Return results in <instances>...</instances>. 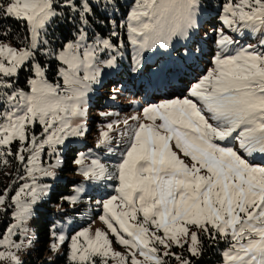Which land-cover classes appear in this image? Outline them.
Returning a JSON list of instances; mask_svg holds the SVG:
<instances>
[{"label":"snow or ice","instance_id":"snow-or-ice-1","mask_svg":"<svg viewBox=\"0 0 264 264\" xmlns=\"http://www.w3.org/2000/svg\"><path fill=\"white\" fill-rule=\"evenodd\" d=\"M112 6L113 0H0V164L14 158L18 174H27L14 195L11 185L0 194V212L13 209L15 221L0 233V264H23L19 254L34 243L28 222L50 191L39 180L55 177L59 148L85 135L89 93L122 55L120 25L113 21L109 33L94 31L107 24ZM203 11L204 0H135L123 25L136 49L132 71H141L143 53L157 48L177 52L184 63L197 61ZM57 19L76 33L59 50L48 32ZM219 21L212 28L218 50L204 74L180 96L143 107V119L133 116L101 130L96 147L111 154L117 139L111 133L122 123L118 162H88L83 153L73 158L84 180L117 185L114 195L95 202L107 231L86 227L71 236L72 264L116 258L117 264H194L206 246L221 242V264H264V165L250 159L264 155V0H225ZM21 25L23 37L17 35ZM229 30L259 39L237 46ZM9 39L12 44L4 42ZM177 41H184L183 51L174 47ZM38 56L58 62L59 80L49 81L51 60ZM24 69L27 91L19 87ZM45 149L55 164L42 163ZM75 192L64 201L79 203L84 188ZM18 232L20 243L13 239ZM51 235L50 250L58 253L65 236ZM110 236L126 254L112 249Z\"/></svg>","mask_w":264,"mask_h":264},{"label":"trees","instance_id":"trees-1","mask_svg":"<svg viewBox=\"0 0 264 264\" xmlns=\"http://www.w3.org/2000/svg\"><path fill=\"white\" fill-rule=\"evenodd\" d=\"M134 1L135 0H113V6L107 9L109 17L107 24L104 25L102 29H94V31L109 33L112 30L113 21L120 25L115 28V31L119 33L118 39L120 40L122 37L125 40L126 45H128V57L125 64L129 66V76L134 72L132 71V67L136 62L132 58V55L136 53V49L132 46L130 41L127 40V30L126 27H123V25L126 24L127 15L131 11L132 3ZM214 2H218L219 9L214 8V6L211 8L213 11L206 9L204 10L202 17L199 18V21L202 24L199 33L203 35L206 31L213 28L214 25L220 26L219 14L222 11V4L225 0L212 1V3ZM10 23L14 24V22ZM48 32L53 34L49 36V39L56 46L57 50H59L60 45L66 43L67 40L76 35L75 31H72L70 34V26L66 21H62L61 19L54 20L48 28ZM24 34V28L21 25L18 28L17 35L23 37ZM7 41H11L13 43L11 39ZM16 44H19V41H16ZM182 45L179 44L176 48H181ZM161 56L162 54H159L157 59L159 57L161 58ZM38 59L51 60L50 57L44 56H38ZM146 59L147 60L142 62V64L145 65L144 68H148V65H154L157 62L155 61L156 58L155 60L149 59V57ZM45 67H48V65H45ZM57 67H59L58 62L51 60L52 70L48 73V79L50 82H56L60 79L58 74L55 72ZM163 72L164 71H161L160 74H163ZM196 72L199 71L196 70ZM28 75L29 73L27 69L22 70L19 74V87L24 90H28V86L26 84ZM158 76L155 79H158ZM108 79L112 81L113 77ZM112 86L113 85L109 82L101 92L96 91L93 93L91 91L89 93L88 98L90 99L91 97L94 99V105L96 106L95 112L97 113V116L95 119L86 118L85 135L79 137L80 139L78 142H71L73 140L71 138L66 143V146H61L59 148L60 166L56 169L55 177H43L39 180V183L49 185L50 191L46 197L42 198V200L34 206L33 216L28 222V224L32 227L33 234L36 235L37 245L35 247V252H33L36 255L34 256L30 254L28 258H25L23 264H72V262L68 259L71 252L70 233L64 243L59 245L58 253L50 250L51 244L53 243V237L51 234L53 232L57 233V235L65 234L63 232L65 224L76 219H79L80 222L76 227H74L72 232L78 229L90 227L93 221L97 218V215L103 214L102 209L97 207L95 202L97 200L107 198L109 195L115 194L114 189L117 185L116 181H103L95 183L84 180L83 176L80 174L79 166L74 163L73 159L83 153L89 157L88 162H90L92 158H99L101 162L107 163L110 166L118 162L123 151V144L121 140L116 139L114 141V151L111 154L107 153L104 149L96 147V143L100 138L101 130H104V128L106 129V125L110 123V121H107L108 119H106L103 123L104 127H101L102 125L99 122V120H101L99 118L100 113L107 112L109 110L105 107L106 103L103 99H101V97H104L106 94H110L112 92ZM125 91L129 92V90ZM129 94L131 100H139L141 103L146 104V101L141 98V96H135L132 93ZM151 101L157 102L158 100ZM125 112L130 114L132 113V110ZM39 130H41V126L36 125L34 131L37 133ZM114 134H116V132ZM41 161L45 165L56 163L55 157L47 155V149H45V152L42 154ZM20 167L21 166L14 158H10V163L7 165L0 164V194H2L3 191L11 185L12 191L9 193L10 197L11 195H14L15 190H17L19 186L25 182L24 179L19 178L20 176L26 177V173L23 172V170H20L18 174L17 170L20 169ZM13 181L16 183L13 184ZM81 187L84 188V192L79 194V203L73 206L71 203L64 201V197L76 194L75 190ZM79 205L84 206L78 209ZM12 210L13 209L9 208L7 214L0 212V233H2L3 230L7 228L12 221H14L11 216ZM225 247L226 245L223 242L218 245L206 246L204 254L199 258H194V264H221L222 251ZM173 250L177 252L181 251L178 248ZM170 264H175V262L171 261Z\"/></svg>","mask_w":264,"mask_h":264},{"label":"rangeland","instance_id":"rangeland-1","mask_svg":"<svg viewBox=\"0 0 264 264\" xmlns=\"http://www.w3.org/2000/svg\"><path fill=\"white\" fill-rule=\"evenodd\" d=\"M212 1L214 0H204V10L209 9L213 11L211 9L213 6L214 8L219 9L218 2L212 3ZM134 4H135V1L132 3V7L134 6ZM203 13L204 11L202 12V14ZM202 14L200 15L199 18L202 17ZM206 32L209 33L208 36H205L199 33V35L196 38L198 43L195 46L201 49V53H200L199 59L193 62L195 67H191L192 70H186L185 68V66H188V62H192V61H188L187 63H184L177 59V56H178L177 52L171 51V50L166 51L164 49L157 48V49H152V50H149L143 53L144 57L142 56V62L147 60L146 58L149 57V59H152V60H155L156 58L155 60L157 61L156 64L148 65L149 66L148 68L147 67L144 68L145 65H143V68L141 71L133 72L130 74V76H129V66L125 64V61L127 60V57H128V45H126L125 40L121 37L120 41L123 42L124 47L121 50L122 55L118 57L117 66L114 68H104L102 71L100 82L98 84L93 85L92 90H91L93 93L96 91L101 92L102 89L109 82L113 85L111 89L112 92L110 94H106L104 97H101V99H103V101L106 103L105 107L109 109L107 112H104V113H111V115H108L106 117L101 116V115L99 116V118L101 119L99 120V122L102 125L101 127H104L103 123L104 121H106V119H108L107 121H110V123L115 124L117 122H122L124 119H129L130 117L141 115V111L143 107L151 103H156L154 101H151V99L158 100L157 102H159L160 100L164 98H175V96H180L182 90L186 88L189 82H195V79L198 78V76L204 74V72L209 67H211V61L213 60L214 54L218 50L216 47V44L214 43L215 35L212 33V28ZM229 34L233 35L237 39L238 41L237 46L246 45L248 43H256L259 39L258 34L248 32L247 30H245L244 35H240L239 33H231L230 30H229ZM4 42L12 44L11 41H4ZM179 44H184V41H177L174 47L178 46ZM178 49L183 51V47L178 48ZM159 54H163V55L161 56V58L159 57L157 59V56ZM132 58L136 62V53L132 55ZM196 70L199 71L198 74ZM161 71H164L162 74V78L167 73L174 74V76L171 79H168V86L157 88L155 86L157 82L155 78H157V76L160 74ZM178 76H180L179 78H182L181 84H177L173 82L175 81V79H177ZM110 77L111 78L113 77L112 81L108 79ZM114 90H115V99H113ZM125 90H129V92ZM164 91L165 93H163ZM129 93H132L135 96H141L146 101V104L141 103L139 100H131ZM95 107L96 106L94 105V99L91 97L90 99L88 98V110L85 116V127H86V121H87L86 118L95 119V117L97 116V113L95 112L96 110ZM131 110H132V113L130 114H127L125 112V111L129 112ZM141 119H143L142 115H141ZM129 123L132 124L134 122L129 120ZM104 130L106 129L104 128ZM40 131L41 130H39L37 134H39ZM121 131H123L122 123L120 124V127L117 128V130L115 131L116 134H114L115 132L111 134L115 137L118 136L117 139L120 140L119 133ZM72 139L73 140L71 142L74 143V142H78L80 138L72 137ZM250 159H254V162L257 164L264 165V155L262 154H256L254 158H250ZM83 206L84 205H79L78 209ZM100 215H97V218L93 221L92 225L88 227L92 231H95L96 229L107 231L106 225H104L103 222L100 221L99 219ZM79 222H80L79 219H76L74 221H69L68 223L65 224V228L63 230L65 234H62L65 236V239L68 237L69 233H70V236H73L75 235L76 232L82 230V229H78L72 232L74 227H76L79 224ZM12 223H15V221H12ZM28 235L31 238V240L34 241V243L31 245V247L26 248L24 251H22L19 254L20 260L22 262H24L25 258H28L30 254L34 256L36 255L35 253H33L35 252V247L37 245L36 235L33 234L32 227L29 224H28ZM13 239L16 240L17 243H20V240L22 239V237H20L19 232H18L17 236H14ZM110 239H112L113 241L112 249L114 251L121 252L124 254L127 253V249H125L124 246L118 245L115 242L114 237L110 236ZM25 243H27V241H25ZM117 260L118 258L112 259L109 261V264H117Z\"/></svg>","mask_w":264,"mask_h":264}]
</instances>
